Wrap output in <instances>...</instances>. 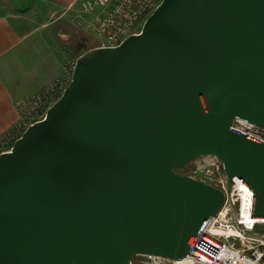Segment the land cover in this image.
I'll list each match as a JSON object with an SVG mask.
<instances>
[{"label":"water","instance_id":"95a60500","mask_svg":"<svg viewBox=\"0 0 264 264\" xmlns=\"http://www.w3.org/2000/svg\"><path fill=\"white\" fill-rule=\"evenodd\" d=\"M264 0H161L137 34L94 46L0 153V264L182 259L223 192L176 170L219 159L264 216Z\"/></svg>","mask_w":264,"mask_h":264},{"label":"built area","instance_id":"2783aa9c","mask_svg":"<svg viewBox=\"0 0 264 264\" xmlns=\"http://www.w3.org/2000/svg\"><path fill=\"white\" fill-rule=\"evenodd\" d=\"M161 0H79L83 11L92 13V27L99 37L96 46H117L131 34H137L147 16ZM73 59L68 71L44 84L15 105L16 122L0 134V153L9 151L13 142L32 123L41 120L47 109L60 96L71 80ZM70 70V72H69ZM229 129L248 139L264 143V129L241 117H234ZM212 168L197 167L190 173L176 170L208 182L220 189L224 200L214 216L203 221L198 232L189 240V250L180 260L157 255H145L142 264H264V235L258 227L264 225V216H252L254 195L242 179L233 177L230 183L219 159ZM238 185L247 190L246 202ZM251 218L247 220L243 212ZM136 255V254H134ZM132 264H134L131 261Z\"/></svg>","mask_w":264,"mask_h":264},{"label":"crops","instance_id":"0c3cea01","mask_svg":"<svg viewBox=\"0 0 264 264\" xmlns=\"http://www.w3.org/2000/svg\"><path fill=\"white\" fill-rule=\"evenodd\" d=\"M42 1L51 8L64 10L65 17L69 14V8H80L79 0ZM90 14L89 18L92 19L93 14ZM12 16L0 13V134L18 119L16 103L62 71V62L56 54L52 52L54 55H47L42 50L43 46L37 45V31L46 20L37 29L26 30L25 22Z\"/></svg>","mask_w":264,"mask_h":264},{"label":"rangeland","instance_id":"374dc122","mask_svg":"<svg viewBox=\"0 0 264 264\" xmlns=\"http://www.w3.org/2000/svg\"><path fill=\"white\" fill-rule=\"evenodd\" d=\"M40 1L0 0V13L14 15L12 18L23 20L26 30L37 29L43 20H46V23L37 31V45L43 46L41 48L47 55H49L48 53L56 54L58 60L62 62V71L56 75L62 76L68 71L73 59L85 50L99 44L100 39L93 30L91 17L89 18L91 14L83 11L79 6L78 8L76 6L69 8V14L65 17L64 10L57 7L51 8L47 2ZM216 159L210 155L196 157L182 171L190 173L197 167L205 170L212 168L213 164L217 162ZM257 230L264 235V225L258 227ZM148 260L145 255L141 254L133 255L131 259L134 264H142L143 261Z\"/></svg>","mask_w":264,"mask_h":264},{"label":"bare ground","instance_id":"6f19581e","mask_svg":"<svg viewBox=\"0 0 264 264\" xmlns=\"http://www.w3.org/2000/svg\"><path fill=\"white\" fill-rule=\"evenodd\" d=\"M238 191H239L240 195L242 196L244 202H246V194H247V190H246L243 186L240 187V186L238 185ZM243 211H244V210H243ZM243 215H244V217H245L247 220H250V219H251V218H249V217L247 216V213H246L245 211L243 212ZM179 262H180V261H176L175 264H179Z\"/></svg>","mask_w":264,"mask_h":264}]
</instances>
